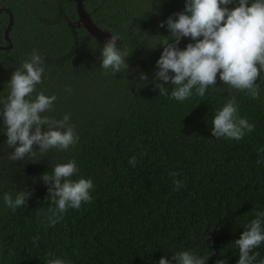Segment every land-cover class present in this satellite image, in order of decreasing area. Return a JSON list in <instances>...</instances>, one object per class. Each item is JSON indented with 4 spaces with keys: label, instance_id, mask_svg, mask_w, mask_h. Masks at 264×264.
I'll return each mask as SVG.
<instances>
[{
    "label": "trees",
    "instance_id": "1",
    "mask_svg": "<svg viewBox=\"0 0 264 264\" xmlns=\"http://www.w3.org/2000/svg\"><path fill=\"white\" fill-rule=\"evenodd\" d=\"M145 18L151 35L133 32L126 22L115 32L117 46L130 52L128 69L116 75H105L104 41L86 30L43 28L36 21L37 28H19L13 50L0 52V95L8 93L12 72L39 53L45 71L37 91L57 97L45 115L59 120L70 114L79 136L66 151L10 161L14 149L0 117V264H47L49 253L70 264H159L162 256L175 264L173 254L181 251L204 257L206 264H237L235 240L256 211H264V78L256 81L259 99L225 85L219 74L204 97L193 89L191 97L177 101L170 97V82L169 95H159L158 5ZM233 96L239 116L255 126L239 141L212 135L216 111ZM133 155L135 167L129 163ZM70 160L78 168L73 179H92V200L68 208L49 226V185L41 177ZM172 171L184 182L177 191ZM25 190L31 192L27 203L15 212L7 208L4 193L14 198ZM253 252L259 253L253 264H261L264 242Z\"/></svg>",
    "mask_w": 264,
    "mask_h": 264
},
{
    "label": "clouds",
    "instance_id": "2",
    "mask_svg": "<svg viewBox=\"0 0 264 264\" xmlns=\"http://www.w3.org/2000/svg\"><path fill=\"white\" fill-rule=\"evenodd\" d=\"M231 3L233 0H186L184 11L174 14L176 19L172 16L167 18L170 35L159 36L161 39L157 43L163 45L156 62V79L163 81L156 85L159 95H169L165 85L170 82L174 85L170 97L177 101L183 102L191 97L193 89L196 95L204 97L209 87H215L219 74L225 85L259 99L260 86L256 81L264 78L261 75L264 73V0H238L237 6L227 7ZM164 24L162 21L160 26ZM185 37L195 42L181 49L178 45ZM119 39L118 34L111 35L101 49L100 67L105 75L109 70L116 75L129 67L126 58L130 52L117 46ZM44 63V57L33 52L30 59L24 60L21 67L12 72L7 82L8 93L0 95V117L7 136L6 143L14 149L8 156L10 161L23 160L37 152L42 157L51 149L66 151L78 143L79 136L74 126L69 124L70 114L59 120L45 115L53 110L57 97L37 91V86L43 83ZM140 79L147 80V75L141 73ZM66 91L70 92L71 88H66ZM254 128L247 118L239 116L234 96L216 111L212 120V135L216 138L239 141ZM34 146H38V150ZM260 151L264 152V148ZM129 163L135 167V155L129 158ZM77 172L76 162L70 160L55 164L51 172L42 175V180L49 185L51 198L49 226L59 222L68 208L78 210L82 202L92 200V179H73ZM178 175L175 171L169 173L174 178V191L184 184L175 179ZM30 197L31 192L26 190L17 191L14 198L5 192L3 201L15 212ZM255 216L245 226L240 238L235 240L239 249L237 264H253L259 255L253 250L264 242V211H256ZM32 239L37 244L39 237ZM48 255L47 264H70L63 258L54 257L53 253ZM173 260L175 264H206L204 257L189 251L174 253ZM159 264L172 262L162 256ZM217 264H223V261H217Z\"/></svg>",
    "mask_w": 264,
    "mask_h": 264
},
{
    "label": "flooded vegetation",
    "instance_id": "3",
    "mask_svg": "<svg viewBox=\"0 0 264 264\" xmlns=\"http://www.w3.org/2000/svg\"><path fill=\"white\" fill-rule=\"evenodd\" d=\"M185 3L186 0L178 3L173 0H0V52L13 50L19 28H37L36 21L42 22L43 28H70L73 33L81 30L91 33L88 28L94 25L108 33L109 38L125 29L126 22L133 32L151 35L145 14L150 13L153 5H158L159 38L163 28L169 33L167 18L176 19L174 14L184 11ZM190 42V38L188 42L181 39L179 45Z\"/></svg>",
    "mask_w": 264,
    "mask_h": 264
},
{
    "label": "water",
    "instance_id": "4",
    "mask_svg": "<svg viewBox=\"0 0 264 264\" xmlns=\"http://www.w3.org/2000/svg\"><path fill=\"white\" fill-rule=\"evenodd\" d=\"M90 28L89 31L92 33V35L94 37H96V39H98L99 41H105L106 39L109 38L108 33H106L105 31L101 30L100 28H97L96 26L92 25L89 26ZM1 48V47H0Z\"/></svg>",
    "mask_w": 264,
    "mask_h": 264
},
{
    "label": "rangeland",
    "instance_id": "5",
    "mask_svg": "<svg viewBox=\"0 0 264 264\" xmlns=\"http://www.w3.org/2000/svg\"><path fill=\"white\" fill-rule=\"evenodd\" d=\"M182 40H184L185 42H188V37L182 38ZM190 41H191L192 43L195 42V41H192L191 38H190Z\"/></svg>",
    "mask_w": 264,
    "mask_h": 264
}]
</instances>
